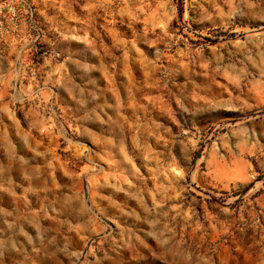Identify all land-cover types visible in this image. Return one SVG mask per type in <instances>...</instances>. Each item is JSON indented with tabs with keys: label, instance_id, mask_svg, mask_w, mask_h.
I'll return each instance as SVG.
<instances>
[{
	"label": "rangeland",
	"instance_id": "rangeland-1",
	"mask_svg": "<svg viewBox=\"0 0 264 264\" xmlns=\"http://www.w3.org/2000/svg\"><path fill=\"white\" fill-rule=\"evenodd\" d=\"M0 264H264V0H0Z\"/></svg>",
	"mask_w": 264,
	"mask_h": 264
}]
</instances>
